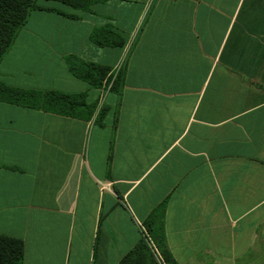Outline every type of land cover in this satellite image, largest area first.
<instances>
[{"label":"crops","instance_id":"obj_1","mask_svg":"<svg viewBox=\"0 0 264 264\" xmlns=\"http://www.w3.org/2000/svg\"><path fill=\"white\" fill-rule=\"evenodd\" d=\"M41 5L69 16L32 11L0 83L83 94L85 106L69 115L0 100V235L23 241V264H119L152 242V216L178 264H257L264 0ZM102 27L121 44L94 43ZM73 57L109 68L103 85L74 76Z\"/></svg>","mask_w":264,"mask_h":264},{"label":"trees","instance_id":"obj_2","mask_svg":"<svg viewBox=\"0 0 264 264\" xmlns=\"http://www.w3.org/2000/svg\"><path fill=\"white\" fill-rule=\"evenodd\" d=\"M42 1H56L74 9L89 10L98 0H0V61L12 46L19 30L25 26L32 11L47 10L69 16L60 10L43 7L41 5ZM113 35L111 29L102 27L92 32L91 40L101 47L120 45L121 42L112 41ZM69 64L74 76L95 87L102 86L104 79L108 77L110 72L109 68L86 63L75 57L70 58ZM121 87L122 82L118 76L112 83V89L119 92ZM84 97L83 94L65 95L57 92L24 91L0 83L1 101L43 108L57 113L76 115L85 106ZM146 225L149 236L158 249L163 264H178L167 246L162 218L152 216ZM152 225H155L156 228H152ZM23 259V241L0 235V264H23ZM119 264H159V262L149 249L148 242L143 239L123 257Z\"/></svg>","mask_w":264,"mask_h":264},{"label":"rangeland","instance_id":"obj_3","mask_svg":"<svg viewBox=\"0 0 264 264\" xmlns=\"http://www.w3.org/2000/svg\"><path fill=\"white\" fill-rule=\"evenodd\" d=\"M149 249L153 253L155 259L159 262V264H163L162 258L158 252V249L156 248L155 244L152 242L148 243ZM254 260L257 261V264H264V254H257L254 256Z\"/></svg>","mask_w":264,"mask_h":264},{"label":"built area","instance_id":"obj_4","mask_svg":"<svg viewBox=\"0 0 264 264\" xmlns=\"http://www.w3.org/2000/svg\"><path fill=\"white\" fill-rule=\"evenodd\" d=\"M108 187H107V184H101V189L102 190H105V189H107Z\"/></svg>","mask_w":264,"mask_h":264}]
</instances>
